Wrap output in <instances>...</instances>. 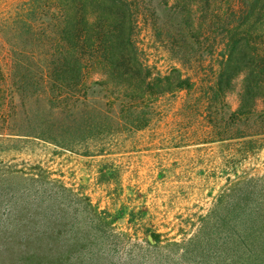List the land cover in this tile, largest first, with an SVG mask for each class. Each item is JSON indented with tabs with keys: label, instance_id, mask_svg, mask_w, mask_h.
Masks as SVG:
<instances>
[{
	"label": "trees",
	"instance_id": "1",
	"mask_svg": "<svg viewBox=\"0 0 264 264\" xmlns=\"http://www.w3.org/2000/svg\"><path fill=\"white\" fill-rule=\"evenodd\" d=\"M163 1L179 22L159 35L179 59L216 56L198 106L217 140L242 156L263 150L264 0ZM141 10V0H18L0 11V142L37 139L104 154L124 126L146 129L161 99L190 93L195 83L178 67L162 73L146 58ZM223 194L196 232L174 244L183 262L264 264V176L239 177Z\"/></svg>",
	"mask_w": 264,
	"mask_h": 264
},
{
	"label": "rangeland",
	"instance_id": "2",
	"mask_svg": "<svg viewBox=\"0 0 264 264\" xmlns=\"http://www.w3.org/2000/svg\"><path fill=\"white\" fill-rule=\"evenodd\" d=\"M15 1L0 0V11ZM141 7L137 39L146 58L162 73L178 67L194 89L161 99L146 129L123 125L104 154L37 139L0 142V264H191L174 244L196 232L237 178L264 176V149L242 156L218 141L198 106L216 56L181 61L159 35L179 22L171 4ZM227 102L236 110L237 93ZM257 109L264 112V98Z\"/></svg>",
	"mask_w": 264,
	"mask_h": 264
}]
</instances>
